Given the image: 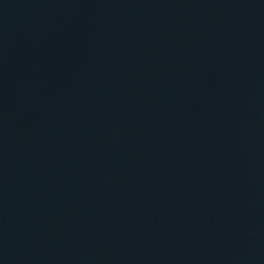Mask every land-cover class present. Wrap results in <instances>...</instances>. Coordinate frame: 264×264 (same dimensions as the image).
Masks as SVG:
<instances>
[{
  "label": "water",
  "instance_id": "water-1",
  "mask_svg": "<svg viewBox=\"0 0 264 264\" xmlns=\"http://www.w3.org/2000/svg\"><path fill=\"white\" fill-rule=\"evenodd\" d=\"M0 264H264V0H0Z\"/></svg>",
  "mask_w": 264,
  "mask_h": 264
}]
</instances>
